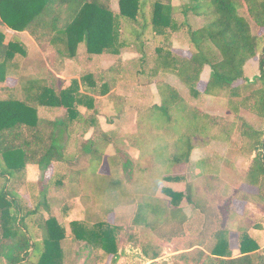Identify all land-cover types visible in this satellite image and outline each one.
<instances>
[{"label":"trees","instance_id":"trees-1","mask_svg":"<svg viewBox=\"0 0 264 264\" xmlns=\"http://www.w3.org/2000/svg\"><path fill=\"white\" fill-rule=\"evenodd\" d=\"M6 29L15 32L8 41ZM181 32L190 56L172 49ZM257 56V77L247 80ZM10 73L16 86L0 87V264H174L150 239H140L141 256L131 252L125 244L136 246V236L122 234L140 229L160 243L188 235L184 200L201 227L177 260L264 264V127L254 123L264 120V0H0V82ZM200 97L226 99L231 118L203 109ZM131 114L136 131L122 133ZM100 117L119 124L104 129ZM199 149L207 151L194 164ZM28 164L56 169L32 183ZM233 198L247 203L242 211ZM74 243L88 251L81 263Z\"/></svg>","mask_w":264,"mask_h":264},{"label":"rangeland","instance_id":"rangeland-1","mask_svg":"<svg viewBox=\"0 0 264 264\" xmlns=\"http://www.w3.org/2000/svg\"><path fill=\"white\" fill-rule=\"evenodd\" d=\"M113 1V5L115 7H117V1L118 0H112ZM192 0H173V4L175 5H179V4H182V3H187V2H191ZM246 13V11H244V14ZM254 31L257 33L261 32L262 29H258V28H255L254 27ZM9 37V36H8ZM22 39L23 41L25 40L26 42V45L30 46L31 48L34 47V42L33 40L26 34H23L22 35ZM28 46V47H29ZM150 49H153V45H150ZM172 49L174 50L175 53L177 54H180L182 56H190L191 53H192V49H191V46L189 45V42L186 38V36L184 35L183 32L180 33V35H177L175 37L172 38ZM132 54H135V53H132ZM136 55V54H135ZM128 56H131V54H126L125 57H128ZM154 58H157L156 56ZM157 63H158V60L156 59H153L152 61V66L153 67H156L157 66ZM258 66H259V58L258 56L251 59L247 66H246V79L247 80H253L257 77V74H258ZM209 67H207V70L205 72V75L202 77L201 76V80L198 82V88L200 91H203L206 87V83H207V78H208V75H209ZM203 75V74H202ZM9 77H7L5 80V82H0V85L2 84H5V85H15L17 83V79H18V76L15 74V73H10L8 74ZM65 75H61L62 78L64 79H61L60 80V83L61 85H63V87H66V86H69L71 84V80L70 78L68 77H64ZM167 79L173 84L175 85L176 87H178L180 89V92L185 96V97H188V91L187 89H185L177 80H175L174 78L172 77H167ZM244 82L243 79H240L238 81L235 82L236 85L238 84H242ZM155 90V88H154ZM155 93V92H154ZM222 99V98H221ZM215 100V102L213 101L212 102H209V100L207 98H199L198 102H200L203 107V109L207 110L208 112H211V113H215V114H220L228 119L231 118V114H229L228 110H227V101L226 99H222V100ZM153 102H159V99L158 98H154V100L152 99ZM90 112V110H85V114H88ZM243 112V111H242ZM244 113V112H243ZM245 114H247L245 112ZM103 118V117H102ZM133 118V115L131 114L130 116H125L123 119L120 120V122H124V126L122 127V133L123 132H135L136 131V127H135V124L132 122V119ZM248 120L251 121L252 117L251 115L250 116H247ZM104 119V118H103ZM104 125L106 127H112V128H115L117 127V125L119 124V120H116L115 124H109V123H106L104 120ZM254 123L256 124L257 127L259 128H263L264 127V120L263 118H259V119H256V121H254ZM236 148V147H235ZM111 149L108 151L110 152ZM108 156V155H107ZM194 160L195 161H198V156L195 155L194 157ZM244 164L245 166H248V162L244 161ZM107 169V164L104 163L101 167H100V171L102 172H105ZM29 176L34 178V177H37L39 180H42L43 182H46L53 174L54 172V168L53 166L49 167V168H45V167H40V166H31L29 167ZM197 172H201V167L200 165L198 164L197 165ZM245 189L247 187H244ZM180 190H183L184 189V185H180V188H178ZM160 195L163 196V193L162 192H159ZM231 205L236 208L238 211H242L244 209V207L247 205V203L245 201H241V200H238V199H231ZM126 210V209H125ZM129 210V209H127ZM187 212L189 214H192V209L191 207H188L187 209ZM127 212V211H126ZM131 211L129 210L128 213H130ZM222 212H223V216L224 218H227V214H228V206L227 204H224V206L222 207ZM114 218H115V214H110L109 216V219L111 222L114 221ZM255 218H260V216L256 215ZM66 227H67V233L68 234H71V229L69 227V223L67 222L66 223ZM201 227V219L196 216V215H191V218H190V221H188V224H187V232H188V235L184 236V237H180L179 239H177L175 241V244H168V243H160L157 239H154L152 236H143L141 235V231L140 229H136V230H133V231H128L127 233H123L122 234V239H128V235L131 233L132 235H135L136 238H135V242H136V246L134 245H129V244H125L126 246V249H129L130 247H133V249H131V252L133 253H137L141 256V247H140V239L143 240H147V239H150V240H153V242L155 244H160L161 247H162V260H164V258H172L174 257L172 260H168L170 262H174V264H193L192 262L190 261H179L177 260V258H175V255L174 254H177L179 252H185L188 250V244L190 242V239L191 237L193 236L194 232L198 231ZM254 234H257L258 231H253ZM259 234H261V242L264 244V230H262V232H260ZM143 236V237H142ZM67 242H70V240H68ZM67 245L70 246V243H68ZM129 245V246H127ZM159 245V246H160ZM239 245V241H238V238H237V234L234 233V240L232 241V246H233V249H234V253L235 254H238L239 250L237 249ZM74 247V253L73 255L75 256V259H76V262H83V260L87 257V253L88 251L87 250H84V249H79V246L77 245V243H74L73 245ZM135 249V251H133ZM174 255V256H173ZM172 256V257H171ZM161 260V261H162ZM100 263L101 264H109V260L107 261V259H102L100 260ZM146 264H148V262H146Z\"/></svg>","mask_w":264,"mask_h":264},{"label":"crops","instance_id":"crops-1","mask_svg":"<svg viewBox=\"0 0 264 264\" xmlns=\"http://www.w3.org/2000/svg\"><path fill=\"white\" fill-rule=\"evenodd\" d=\"M6 32H7V41L10 39V37H11V35H13L15 32L13 31V30H11V29H6ZM23 34H26V35H28L27 33H20V35H21V37H22V35ZM9 36V37H8ZM29 36V35H28ZM31 39H32V37L31 36H29ZM33 40V39H32ZM24 42H25V40H24ZM33 42H34V40H33ZM26 43V42H25ZM34 44H35V42H34ZM190 45V44H189ZM29 46V45H28ZM30 47V46H29ZM31 48V47H30ZM32 50L36 53V52H38L39 53V48L37 47V45L35 44L34 45V47L32 48ZM126 54H131V56H128V57H125V55ZM123 55V58L124 59H128V58H131V57H133V56H135V54H132V53H130V52H126V53H123L122 54ZM112 61L113 60H111V59H106V60H104L103 62H102V66L104 67V68H106V67H109L111 64H112ZM248 64V63H247ZM247 64H246V66H247ZM246 66H245V71H246ZM207 67H209V66H207ZM207 67L205 68V70H204V72H203V75H202V77L205 75V72H206V70H207ZM209 69H210V67H209ZM210 73H211V69H210V71H209V75H208V78H207V81H208V79H209V77H210ZM61 75H64V74H57V77L59 78V83H60V80L61 79H64V78H62L61 77ZM7 77H9V76H7ZM64 77H67V76H64ZM167 77H172V78H174L175 79V77L174 76H172V75H170V74H168L167 75ZM68 78H70V80L72 81V77H68ZM7 80V79H6ZM176 80V79H175ZM5 82V81H4ZM17 82H18V79H17ZM17 84V83H16ZM16 84L15 85H5V84H2V85H0V87H2V86H16ZM61 84V83H60ZM61 86H63V85H61ZM67 87V86H66ZM65 88V87H64ZM155 88V87H154ZM154 88H152L153 89V92H155V90H154ZM155 98H157V97H155ZM221 98H217V97H211V98H208V100H209V102H212L213 103V101L215 102V100H220ZM222 100V99H221ZM81 112H83V113H85V110H88L86 107H81ZM104 118V117H103ZM102 117H100V121H101V124H102V127L104 128V129H111L112 127H106L105 125H104V122H103V120L106 122V123H108L107 121H106V119L104 118L103 119ZM209 149V148H208ZM211 149V148H210ZM218 150V149H217ZM205 151H207V149L205 150ZM204 151V152H205ZM204 152H203V150H196L195 152H194V154H193V156H192V161L194 162V164L196 163V162H198L200 159H201V157L203 156V154H204ZM206 153H208V152H206ZM221 153H223V152H221ZM195 155H197L198 156V161H195L194 160V157H195ZM31 166H38V165H36V164H28L27 166H26V178H27V180L29 181V182H32V183H37V182H39L40 180L37 178V177H34V178H32V177H30L29 176V167H31ZM51 167V166H50ZM53 168H54V172H55V169H56V165H54L53 166ZM54 172H53V174H54ZM52 174V175H53ZM227 181V180H226ZM166 185H168V186H170V187H172L174 190H176V191H181L180 189H178V188H180V185H184V189H185V182H171V183H166ZM240 185V184H239ZM238 185V186H239ZM226 186L228 187V186H233V184L231 185L230 184V182H228L227 181V184H226ZM241 189H243V190H245V191H248V189H249V186L248 185H246V184H241L240 186H239ZM244 187H247L246 189L244 188ZM183 189V190H184ZM160 195V194H159ZM228 203H229V201H227ZM227 203V204H228ZM182 206L184 207V210H185V212H186V214L188 215V216H191V215H193L194 214V210H193V208H192V206H190V205H188L187 203H186V201L184 200L183 202H182ZM188 207H191V209H192V214H189L188 212H187V208ZM81 217H79V216H74V215H71L70 216V218L69 219H71V220H73V219H80ZM182 237H184V236H182ZM180 237H177V238H175V239H173V241H171V242H164V243H168V244H175V241L177 240V239H179ZM234 240V236H232V240H231V242H230V247H231V249H232V251H233V255L234 256H238L240 253L238 252V254H235L234 253V249H233V246H232V241ZM237 249H238V247H237ZM239 250V249H238ZM183 252V251H182ZM179 253H181V252H179Z\"/></svg>","mask_w":264,"mask_h":264}]
</instances>
